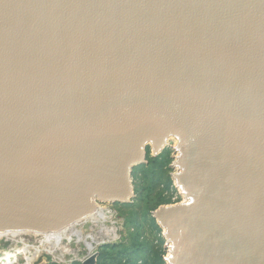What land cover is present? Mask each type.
<instances>
[{
	"label": "water",
	"instance_id": "obj_1",
	"mask_svg": "<svg viewBox=\"0 0 264 264\" xmlns=\"http://www.w3.org/2000/svg\"><path fill=\"white\" fill-rule=\"evenodd\" d=\"M170 140L166 264H264V0H0V236L132 204Z\"/></svg>",
	"mask_w": 264,
	"mask_h": 264
},
{
	"label": "rangeland",
	"instance_id": "obj_2",
	"mask_svg": "<svg viewBox=\"0 0 264 264\" xmlns=\"http://www.w3.org/2000/svg\"><path fill=\"white\" fill-rule=\"evenodd\" d=\"M168 145L172 148L174 146L173 140H170ZM174 156L175 154L171 150L167 155V158H169L167 164L159 166V164L156 163L153 166L144 167L132 173L131 181L135 198L132 200V204H130L129 207L99 205L110 211L112 217L106 225L107 227L116 229L117 239L107 240L103 238L101 234L99 235L100 224L93 227L89 222H81L79 230L82 232L83 236L94 234L97 236L96 238L98 240H102L100 245L92 250V254L99 251L101 246L107 245L122 244L126 248H131V240L134 239V236L140 240L142 249H145L146 246H154L157 244V241L162 238V235L158 234L153 223L150 221V213L153 212V208L142 210L139 200L143 196L145 197L147 191H151L150 196L152 198H163L166 203H170L169 205H174L183 201V198L174 188L170 178L171 174L174 173V170L170 168ZM140 168L142 167L139 166V169ZM127 219L128 221H126ZM135 228L137 229V231H135L137 233L134 234L132 231H134ZM131 234H133V236ZM20 239L30 248L39 247L40 253L33 259L32 264H79L90 255V252L86 250L82 243H78L76 238L65 239L59 246L54 248L52 244L49 245L48 248H51V254L47 253V248L44 244L40 245L41 238L39 237L35 238L32 235H25L20 237ZM16 243L17 242L9 244L0 243V249L9 247L14 248L19 245H16ZM64 250L66 252H64ZM32 251V249L29 250L31 253ZM165 252L166 257L167 250H165ZM1 256L2 254H0V257ZM23 258V256L19 257V264L24 263Z\"/></svg>",
	"mask_w": 264,
	"mask_h": 264
},
{
	"label": "trees",
	"instance_id": "obj_3",
	"mask_svg": "<svg viewBox=\"0 0 264 264\" xmlns=\"http://www.w3.org/2000/svg\"><path fill=\"white\" fill-rule=\"evenodd\" d=\"M169 151L171 152V150H166L162 152V154L156 158H150L148 155L149 152L147 151L148 164L142 165V168L140 169L138 166V168H135L133 172H137L143 169L144 167L153 166L156 163H158L159 166L167 164V161L169 160V158H167ZM150 193L151 191H147L145 197L143 196L139 200L142 210H148L149 208H153L152 210L155 211L158 207L162 205L170 204L166 203L163 198H152L150 196ZM129 205L130 204L115 206L129 207ZM150 218V221L153 223L155 230L158 232L159 235H162V231L152 219L151 213ZM126 221H128V219ZM135 231H137L136 228L134 229V231H132V233H137ZM131 235L133 236V234ZM141 246L142 245L140 240L138 238H135V236L134 239L131 240V248H126L122 244L101 246L99 251H97L99 254L97 264H166V262L164 261L166 252L164 249V240L162 238L159 239L157 241V244L154 246H146L145 249H142Z\"/></svg>",
	"mask_w": 264,
	"mask_h": 264
},
{
	"label": "bare ground",
	"instance_id": "obj_4",
	"mask_svg": "<svg viewBox=\"0 0 264 264\" xmlns=\"http://www.w3.org/2000/svg\"><path fill=\"white\" fill-rule=\"evenodd\" d=\"M111 213L109 210H107L104 207H101L99 205L96 206V210L94 211V213L92 215H90L89 217H87L85 220H83L82 222H89L93 227H96L97 225H101L100 229H99V235L101 234V236L107 240H115L117 239V235H116V229L115 228H111V227H107L106 223L108 221L111 220ZM112 224V223H111ZM81 223H77L71 227H68L60 232H56V233H49V234H45V235H38V234H26V235H32L35 238L39 237L41 238V242L40 245L44 244V246L47 248V253L51 254V248H48L49 245L52 244L53 248L57 247L61 244V242H63L65 239H70V238H76L78 243H82L84 245V247L86 248L87 251L90 252V254H92V250L96 247L99 246L102 240H98L96 237V235L94 234H90V235H86L83 236L82 232L79 230ZM106 225V226H105ZM15 234H8L9 236V240L17 242V245L15 248H17V252L24 255L26 254V257L31 255L32 259H35L36 256L40 253L39 251V247L36 248H30L29 246H27L26 243H24L23 241H21L22 239H20V237L25 236V234L22 235H16ZM32 249V253L29 252V250ZM54 252V251H53ZM63 252V251H62ZM64 252H66L64 250ZM5 253V252H4ZM10 252H6L5 255L6 257L9 256ZM2 257V256H1ZM28 261V260H27Z\"/></svg>",
	"mask_w": 264,
	"mask_h": 264
},
{
	"label": "built area",
	"instance_id": "obj_5",
	"mask_svg": "<svg viewBox=\"0 0 264 264\" xmlns=\"http://www.w3.org/2000/svg\"><path fill=\"white\" fill-rule=\"evenodd\" d=\"M18 234H15L14 236H16ZM22 235V234H20ZM9 236L8 235H5V236H0V243H4V244H9V243H13L14 241H11L8 239ZM17 248H5V249H0V254H2V257H0V264H19V257H24V263L23 264H32L33 262V259H32V256L29 255L26 257V254L25 256L18 253L17 252ZM3 252V253H2ZM4 252H10L9 253V256L6 257L5 253ZM26 257V258H25ZM28 260V261H27Z\"/></svg>",
	"mask_w": 264,
	"mask_h": 264
},
{
	"label": "flooded vegetation",
	"instance_id": "obj_6",
	"mask_svg": "<svg viewBox=\"0 0 264 264\" xmlns=\"http://www.w3.org/2000/svg\"><path fill=\"white\" fill-rule=\"evenodd\" d=\"M169 148H170V147L168 146V147L165 148L162 152H164V151H166V150H170ZM147 151L149 152V153H148L149 157L152 158V157L150 156V150H149V148L146 149V153H147ZM161 154H162V153H161ZM161 154H160V155H161Z\"/></svg>",
	"mask_w": 264,
	"mask_h": 264
}]
</instances>
